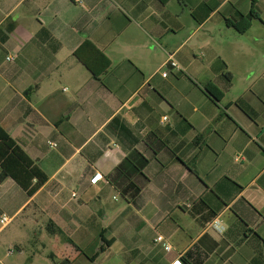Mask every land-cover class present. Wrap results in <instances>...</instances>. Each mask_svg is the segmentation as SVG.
Here are the masks:
<instances>
[{"label": "crops", "instance_id": "obj_1", "mask_svg": "<svg viewBox=\"0 0 264 264\" xmlns=\"http://www.w3.org/2000/svg\"><path fill=\"white\" fill-rule=\"evenodd\" d=\"M252 10L245 32L227 23ZM87 40L100 77L75 55ZM263 40L264 0H0V127L48 176L32 195L0 179V264H264V81L232 71ZM134 150L132 202L109 174Z\"/></svg>", "mask_w": 264, "mask_h": 264}, {"label": "trees", "instance_id": "obj_2", "mask_svg": "<svg viewBox=\"0 0 264 264\" xmlns=\"http://www.w3.org/2000/svg\"><path fill=\"white\" fill-rule=\"evenodd\" d=\"M168 0H161L162 3ZM259 18V12L252 10L248 15L241 16L237 20H227L229 25L234 26L243 33ZM98 54L95 58L91 54ZM75 55L91 70L95 77H100L109 68L111 61L102 51L96 48L91 41H85L76 51ZM97 58L99 59L97 62ZM223 76L230 81L231 73L226 71ZM206 93L216 101L222 99L223 91L214 83L204 86ZM148 163V159L139 151H132L114 170L109 174L111 182L134 202L139 196L144 182L137 181V176L142 174V169ZM0 179L12 177L29 195H32L48 179L46 173L33 161V159L17 144L10 134L0 127ZM48 257L53 264H71L69 260H57L53 253Z\"/></svg>", "mask_w": 264, "mask_h": 264}, {"label": "built area", "instance_id": "obj_3", "mask_svg": "<svg viewBox=\"0 0 264 264\" xmlns=\"http://www.w3.org/2000/svg\"><path fill=\"white\" fill-rule=\"evenodd\" d=\"M77 2H81V0H75ZM13 56L9 55L7 56L8 60H13ZM164 67H166V70L162 72V75L164 77H166L168 75L169 72H180L182 67L179 64V62L174 58L173 54H169L168 58L166 59V61L164 62ZM163 119H166V116L163 117ZM51 146H55L56 143L55 142H49ZM104 178V174L101 171L96 170L94 172V174L90 177V183L91 184H97L99 181H101ZM10 216H8L5 213L0 214V223L1 225H6L9 221H10ZM214 226L216 228H219L220 224L218 223V221H216L214 223ZM156 240L158 242H161L162 245L164 246L166 251H170L172 249V245L170 243H167L165 241L164 236L162 235H158ZM169 264H183V261L181 259V255H179L176 259H174L173 261H171Z\"/></svg>", "mask_w": 264, "mask_h": 264}, {"label": "rangeland", "instance_id": "obj_4", "mask_svg": "<svg viewBox=\"0 0 264 264\" xmlns=\"http://www.w3.org/2000/svg\"><path fill=\"white\" fill-rule=\"evenodd\" d=\"M235 74V78L238 79L240 86L245 84L246 79L249 82L259 80L261 78V82L264 81V40L261 42V63L255 69H251L249 71L245 70H232ZM238 89V88H237ZM34 248L31 246V249Z\"/></svg>", "mask_w": 264, "mask_h": 264}]
</instances>
